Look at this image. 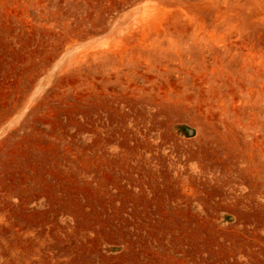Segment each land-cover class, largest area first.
<instances>
[{
	"label": "rangeland",
	"instance_id": "374dc122",
	"mask_svg": "<svg viewBox=\"0 0 264 264\" xmlns=\"http://www.w3.org/2000/svg\"><path fill=\"white\" fill-rule=\"evenodd\" d=\"M0 264H264V0H0Z\"/></svg>",
	"mask_w": 264,
	"mask_h": 264
}]
</instances>
